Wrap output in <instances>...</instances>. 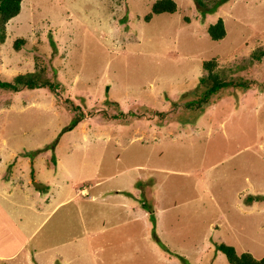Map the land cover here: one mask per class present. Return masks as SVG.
<instances>
[{"label":"rangeland","instance_id":"374dc122","mask_svg":"<svg viewBox=\"0 0 264 264\" xmlns=\"http://www.w3.org/2000/svg\"><path fill=\"white\" fill-rule=\"evenodd\" d=\"M153 1L22 0L6 23L0 79L56 85L0 86V232L12 220L52 264L264 254V0H175L146 21Z\"/></svg>","mask_w":264,"mask_h":264},{"label":"trees","instance_id":"16d2710c","mask_svg":"<svg viewBox=\"0 0 264 264\" xmlns=\"http://www.w3.org/2000/svg\"><path fill=\"white\" fill-rule=\"evenodd\" d=\"M22 0H0V41L3 42L5 39V28L7 21L18 14L21 8ZM196 2L197 8L202 12L213 11L216 5L213 4L207 5L205 0H194ZM225 0H217V5ZM176 2L175 0H154L151 4L150 10L148 13L144 15V20L148 21L152 17L154 13L160 12H174L176 10ZM207 32L213 39H221L225 36L226 30L224 26V20L222 17H218L214 22H210L207 25ZM24 42L23 37H17L13 41V46L15 49H19L20 43ZM213 63V59H208L203 62L204 68L208 69V73L206 74V79L210 81V91H215L221 85H224L225 80H223L219 73L211 70ZM203 80V77H201ZM20 84H25L28 87H36V86H48L51 89L54 88L56 83L50 82V80L46 78H41L38 72L35 71H27L23 73L16 74L12 80H2L0 79V86L4 88H9L12 90H18ZM72 125H69L70 129ZM31 172H33V168H31ZM145 204V203H144ZM155 236V240L158 243L162 242L160 239ZM216 249L220 250L225 254L226 260L230 264H264V254L260 257H255L250 251H241L238 252L236 248L232 244L225 243L224 241L215 242ZM172 252V251H169ZM174 253V252H173ZM183 261H186V258L178 253H174Z\"/></svg>","mask_w":264,"mask_h":264},{"label":"crops","instance_id":"0c3cea01","mask_svg":"<svg viewBox=\"0 0 264 264\" xmlns=\"http://www.w3.org/2000/svg\"><path fill=\"white\" fill-rule=\"evenodd\" d=\"M127 179L125 180V183L134 184L135 180L133 179V176H125ZM121 188V189H119ZM129 190V188L136 190V187H127V186H117L114 191V193H119L120 195H123L122 192H120L123 189ZM106 193H109L107 191ZM110 194V193H109ZM132 195H135V192H132ZM104 196H106L104 194ZM40 197V196H39ZM41 203V202H40ZM123 203V202H121ZM125 204V203H123ZM133 205V204H132ZM126 206L133 208L134 206H131V204H126ZM39 207V206H38ZM37 209V208H36ZM35 209V214L37 213ZM144 214H146V211H144ZM8 216H10L8 214ZM10 218V217H8ZM21 219V218H20ZM20 219H18L20 221ZM23 223V221H20ZM6 225L9 227L7 229H2V232H0V264H52V256L50 258L43 257L42 256V250L41 249H32V253H30V247L27 246V239L21 240L17 238V235H14L16 238L12 239V220H7ZM15 223V222H14ZM16 225V223H15ZM17 230L22 232L20 227H17ZM24 234V233H21ZM56 253V252H54ZM54 263V262H53ZM55 264V263H54ZM61 264V263H59ZM63 264H69L68 260L65 261Z\"/></svg>","mask_w":264,"mask_h":264}]
</instances>
